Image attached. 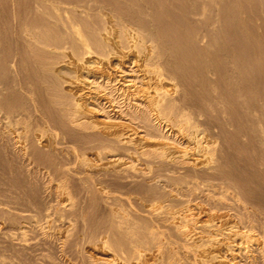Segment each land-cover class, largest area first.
<instances>
[{"label":"rangeland","instance_id":"1","mask_svg":"<svg viewBox=\"0 0 264 264\" xmlns=\"http://www.w3.org/2000/svg\"><path fill=\"white\" fill-rule=\"evenodd\" d=\"M39 1L47 2L46 0H14L13 2L0 0V80L4 82L2 87L4 91L0 90V96L5 97L7 101H14L18 108L26 104V110H21V113L35 116V118L31 117L32 127L36 124L40 125V121H36L40 119V115L33 114L35 106H38L35 105L36 102L40 104L41 110L55 112L51 102L54 95L47 90L42 72L43 51L29 45L28 37L24 34L26 25L32 29L40 28L42 33L48 31V23L40 19L35 12L36 2ZM67 1L77 2V0ZM99 2L106 3L109 11L124 20L132 22L140 20L147 26L145 37L148 44L156 47L158 62L163 72L176 83L173 90L175 92L172 91L177 98V110L175 118L172 119L174 126L169 125L170 127L165 129L170 131L177 129L187 117L189 119V126H185L187 129L196 127L201 132V136L206 134L209 140L214 141L213 145L218 151L214 156L215 162L207 160L205 162L203 161L206 159L205 156H199V161L204 162L200 165L201 170L218 165V169L213 172L215 180L212 182L220 187L226 186L230 192L241 197L242 205L230 202L229 209L232 211L227 210L241 223L243 233L255 238V240L253 237L249 238L250 242L246 237L243 238V246L246 243L244 247H247L245 248L247 251L243 253V260L248 258L249 264H256V261L257 264H264V0H99ZM100 10L101 5L95 3L94 11L90 12L92 20L100 22ZM125 47L127 48V45ZM12 60L17 64L18 73L13 75L6 71L2 72L5 69L4 64L8 65ZM7 126L4 116L0 114V165L2 166H0V201H2L0 224L3 223L2 226L0 225V263L132 264L137 261L130 255L133 250L130 239L124 238L122 242L125 254L120 252L116 245L112 246L117 251L119 259L108 263L99 260L95 262L89 252V245L97 243L101 234L108 231L116 219L110 210L111 207L104 204L92 179L86 175L87 166H84L81 160L75 159L74 154H69L68 159L65 158L71 168V173L66 178L69 179V192L72 196L71 200L66 201L61 191L55 188L56 181L49 183V177L43 170V167L50 166L47 159L37 157L36 164L28 166L27 162H22L13 156L16 144L8 139V135L5 136ZM11 126L21 130V125ZM69 149H71L69 145L65 147L66 151ZM130 149L135 156L121 151V161L126 159L127 163L144 168L151 175L165 174L164 171L159 173V159L146 157L133 147ZM94 167L95 165L88 169L92 171ZM51 174L54 180L61 179V176L53 171ZM86 180L91 183L90 189L86 183H82ZM133 181L135 180L117 188L119 191L113 195L118 208L121 207L130 213L134 212V217L138 218L137 237L132 238V241L139 239L138 237L142 239L149 225L162 236L164 260L172 257L177 264H196V253L190 240L181 237L175 231L170 220L172 217L170 208L165 206L156 209L152 205L148 206L150 208H145L147 204L142 199L144 196ZM213 191L219 192L217 188ZM36 199L40 203L51 204L53 220L50 224L37 214L36 207L39 202H36ZM15 203L22 205L20 204L19 207ZM128 208L131 210L129 211ZM157 216L158 219L155 218ZM151 217L154 218L150 219ZM29 227L30 229L32 227V230ZM38 234L43 238L40 239ZM30 237L31 239L35 237V240L32 242ZM21 238L27 243L24 244ZM27 240H31L32 244ZM170 250L174 251L172 255L168 254Z\"/></svg>","mask_w":264,"mask_h":264},{"label":"bare ground","instance_id":"2","mask_svg":"<svg viewBox=\"0 0 264 264\" xmlns=\"http://www.w3.org/2000/svg\"><path fill=\"white\" fill-rule=\"evenodd\" d=\"M46 1L36 2L35 12L40 19L48 23V31L42 33L40 28L32 29L26 25L24 34L28 37L29 45L43 51L42 72L47 90L54 95L51 102L55 112L41 110L40 104L36 102L35 105L38 106H35L33 114L40 115V119H36L40 121V125L32 127L33 115L21 113V110H26V104L18 108L14 101H7L5 97L0 96V114L8 124L5 136L8 135V139L16 144V146L12 144L15 148L13 156L27 162L28 166L36 164L37 157L47 159L50 166L43 167V170L49 177V183L56 181L55 188L61 191L66 201L71 200L72 196L67 179L71 168L65 158L68 159L69 154H74L75 159L81 160V163L87 166L86 175L92 179L104 204L111 207L110 210L116 219L110 229L101 234L97 243L89 245V252L95 262L99 260L108 263L119 259L117 251L112 246L116 245V248L125 254L122 241L128 238L133 248L130 255L137 260L132 264L176 263L172 257L168 260L163 259L162 236L151 226L147 225L142 239L138 237L139 239L132 241V238L137 237L138 218L134 217V212L118 208L113 195L119 191L117 188L135 180L133 182L147 204L145 208L151 205L156 209L165 206L170 208L172 214L170 220L175 231L181 237L190 240L196 253V264H243V262L249 264L248 258L243 260V253L247 251L245 249L247 247H244L246 243L243 246V238L246 237L248 241L253 236L243 233L241 223L232 216L233 214L228 213L230 212L228 210H231L230 202L242 205L243 200L238 194L230 192L226 186L220 187L212 182L215 180L213 172L218 169V165L201 170L200 165H203V161L215 162L214 156L218 151L213 145L214 141L209 140L206 134L201 136L196 127L187 129L185 127L189 126L187 117L177 129L171 131L165 129L169 125L174 126L172 119L175 118L177 110V98L172 93L175 92L173 90L176 83L163 72L158 62L156 47L148 44L145 37L147 26L140 20L134 22L124 20L109 11L108 5L99 0H77L76 3L67 0ZM95 3L101 5L100 22L91 19L90 12L94 11ZM4 67L2 72L6 71L13 75L18 73L14 60L8 65L4 64ZM3 85L4 82L0 80L2 91ZM11 125H21V130L17 127L12 128ZM68 145L71 149L66 151L65 147ZM131 147L146 157L159 159V173L164 171L165 174L151 175L144 168L127 163L126 159L121 161V151L135 154ZM199 156H205L206 159L199 161ZM94 165V169L90 171L88 168ZM52 171L60 175L61 179L54 180ZM82 183H86L90 189L89 180ZM111 186L116 189H112ZM215 188L219 192H214ZM35 195L37 196L36 193ZM51 207L48 202H39L36 207L39 217L46 219L48 224L53 220ZM29 208L31 209V205ZM155 218L158 219V216ZM253 220L255 221L254 217ZM200 223L201 225H198ZM64 236L66 237V234ZM31 240L33 242L35 237ZM25 243L27 242L24 241ZM173 253L174 251L170 250L168 254Z\"/></svg>","mask_w":264,"mask_h":264}]
</instances>
